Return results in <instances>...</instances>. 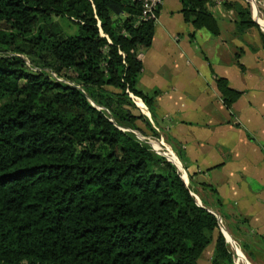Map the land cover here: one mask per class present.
<instances>
[{"label": "trees", "instance_id": "1", "mask_svg": "<svg viewBox=\"0 0 264 264\" xmlns=\"http://www.w3.org/2000/svg\"><path fill=\"white\" fill-rule=\"evenodd\" d=\"M239 1L223 0L238 30L257 27ZM180 2L218 35L207 0ZM154 24L137 0H0V264H197L212 242L211 264H233L216 217L133 133L158 138L129 97L155 118L136 87ZM214 81L230 109L240 92Z\"/></svg>", "mask_w": 264, "mask_h": 264}, {"label": "crops", "instance_id": "2", "mask_svg": "<svg viewBox=\"0 0 264 264\" xmlns=\"http://www.w3.org/2000/svg\"><path fill=\"white\" fill-rule=\"evenodd\" d=\"M208 9L216 36L185 22L180 0H163L152 44L139 54L136 87L154 96L155 118L147 109L144 114L191 193L221 218L225 237L246 246L253 258L264 253V19L253 10L257 27L239 32L234 9L224 3ZM216 77L240 92L230 109ZM213 252L212 242L197 264H211Z\"/></svg>", "mask_w": 264, "mask_h": 264}, {"label": "rangeland", "instance_id": "3", "mask_svg": "<svg viewBox=\"0 0 264 264\" xmlns=\"http://www.w3.org/2000/svg\"><path fill=\"white\" fill-rule=\"evenodd\" d=\"M257 8H258V13L259 15L263 14V11H264V5L262 4V2H259L257 3ZM256 7L253 9V10H256L257 9ZM251 15H252V12H251ZM252 17V16H251ZM261 17V16H260ZM57 22H59V24L61 25V27L63 28L64 32H66L67 34L69 35H73L76 33V26L73 25L72 23H70L67 19H58ZM238 18L236 17V30H238ZM252 28V27H251ZM255 28V27H253ZM246 29H249V28H246ZM244 29V30H246ZM196 30V29H194ZM243 30V31H244ZM261 31V30H260ZM241 32V31H239ZM262 33L260 34V39L262 40V37H261ZM261 45H262V41H261ZM27 65L30 66V64L27 62ZM145 105V104H144ZM138 111L142 114H144L145 112H147V110H145L143 107L139 108ZM142 127V125H139ZM133 133L135 134V136L140 140V141H143V142H149L150 141H161L160 138H155L153 136H151L150 133H147V136H142L140 133L138 132H135L133 131ZM151 145V144H150ZM159 145V144H158ZM151 147V146H150ZM153 148L156 149L157 151H159L160 153L163 151L164 152V149L162 151H160L159 149H157V147H154L153 145ZM152 152L156 153L152 148H150ZM157 154V153H156ZM174 162L175 164H177V160L176 161H172ZM179 170L181 171L180 172V175L182 174V168L179 166V165H176ZM184 179V178H183ZM185 182H187V180L184 179ZM196 197V196H195ZM197 198V197H196ZM199 200V199H198ZM219 217V216H218ZM218 227L222 230H226L225 229V226L223 225V222L221 220V218H218ZM227 232V231H226ZM228 233V232H227ZM232 240H228L227 239V244H228V248H229V251L231 253V256H232V261H233V264H242L241 261H240V258L242 257V259L244 260V262H246V264H264V253L261 251V254H256V253H253V258L252 256H250V253L247 252V247L246 246H242L239 242H237L236 240H234L232 237H230ZM232 245H231V244ZM236 251L239 252V256L238 254L236 253Z\"/></svg>", "mask_w": 264, "mask_h": 264}, {"label": "built area", "instance_id": "4", "mask_svg": "<svg viewBox=\"0 0 264 264\" xmlns=\"http://www.w3.org/2000/svg\"><path fill=\"white\" fill-rule=\"evenodd\" d=\"M140 3V19L143 21H153L156 22L157 16H158V11L160 7L163 4V0H137ZM208 5H220L223 4V0H207ZM246 4L249 5L251 12H253L254 7L257 8V3L258 0H245ZM258 10V9H257ZM27 64V62H26ZM129 97L131 100L134 102L135 106L139 109L143 107L145 110L147 109L142 100L133 94H129ZM147 143V142H146ZM153 143L159 144L161 149L165 146L162 141H150L147 144L149 145L150 148H152L158 155L163 154L162 152L160 153L156 149L153 148ZM151 144V145H150Z\"/></svg>", "mask_w": 264, "mask_h": 264}, {"label": "water", "instance_id": "5", "mask_svg": "<svg viewBox=\"0 0 264 264\" xmlns=\"http://www.w3.org/2000/svg\"><path fill=\"white\" fill-rule=\"evenodd\" d=\"M144 115H145V114H144ZM145 116L147 117V115H145ZM159 155L163 156V157H164L169 163H171L172 165H174L175 168L177 169L178 173L180 174L181 171L179 170V168H178L173 162L169 161V160L166 158V156H165L164 154H159ZM180 177H181V179L183 180L184 184L187 186V182L184 181V179H183V177H182V174L180 175ZM191 195L194 197L196 204H197L198 206L202 207V205H201V203H200V200H198V198H196L192 193H191ZM210 213H211V212H210ZM213 215L216 217V219H217V221H218V216L215 215V214H213ZM218 225H219V224H218ZM220 232H221L222 235L225 237L224 231L221 229V227H220ZM225 239H226V242H227V238H226V237H225Z\"/></svg>", "mask_w": 264, "mask_h": 264}, {"label": "bare ground", "instance_id": "6", "mask_svg": "<svg viewBox=\"0 0 264 264\" xmlns=\"http://www.w3.org/2000/svg\"><path fill=\"white\" fill-rule=\"evenodd\" d=\"M152 145H154V147H157V149H159L160 151H162V150L164 149V148L161 149V147H160L158 144L153 143ZM162 153L166 156V158H167L169 161L172 162L171 158H172L173 154H172L169 150L164 149V152L162 151ZM173 159H174V158H173ZM230 244H231V243H230ZM231 245H232V244H231ZM236 253H237L238 256H239V252L236 251ZM240 261H241V263L243 262L242 257L240 258Z\"/></svg>", "mask_w": 264, "mask_h": 264}]
</instances>
